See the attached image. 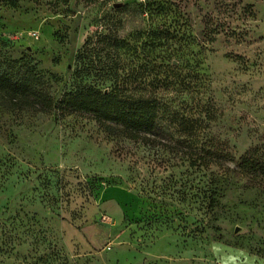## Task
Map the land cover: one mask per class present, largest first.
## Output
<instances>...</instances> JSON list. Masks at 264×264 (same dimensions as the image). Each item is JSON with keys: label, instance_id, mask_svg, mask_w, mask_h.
Listing matches in <instances>:
<instances>
[{"label": "rangeland", "instance_id": "374dc122", "mask_svg": "<svg viewBox=\"0 0 264 264\" xmlns=\"http://www.w3.org/2000/svg\"><path fill=\"white\" fill-rule=\"evenodd\" d=\"M163 1L209 78L221 163L42 110L76 53L157 52L149 0H0V264H264V177L237 166L264 145V0Z\"/></svg>", "mask_w": 264, "mask_h": 264}, {"label": "trees", "instance_id": "16d2710c", "mask_svg": "<svg viewBox=\"0 0 264 264\" xmlns=\"http://www.w3.org/2000/svg\"><path fill=\"white\" fill-rule=\"evenodd\" d=\"M145 8L153 25L144 28L142 43L156 47V53H115L111 48L110 53H76L62 94L42 97V110L57 116L80 113L108 134L151 143L164 138L175 148L186 145L190 165L226 161L228 152L209 133L214 104L202 96L209 78L201 73L197 54L187 52L190 43L175 25L182 14L163 0H149ZM0 88L6 90L3 83ZM175 135L185 137L173 140ZM237 166L251 180L264 177V145L251 147ZM213 204L210 198L209 206Z\"/></svg>", "mask_w": 264, "mask_h": 264}, {"label": "built area", "instance_id": "2783aa9c", "mask_svg": "<svg viewBox=\"0 0 264 264\" xmlns=\"http://www.w3.org/2000/svg\"><path fill=\"white\" fill-rule=\"evenodd\" d=\"M107 220L110 221V219H107ZM108 221H107V222H108Z\"/></svg>", "mask_w": 264, "mask_h": 264}]
</instances>
